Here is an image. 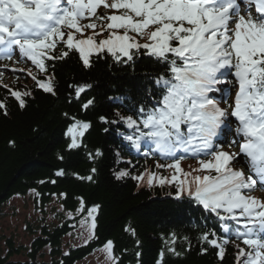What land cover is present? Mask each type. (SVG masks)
Listing matches in <instances>:
<instances>
[{
    "label": "snow or ice",
    "instance_id": "1",
    "mask_svg": "<svg viewBox=\"0 0 264 264\" xmlns=\"http://www.w3.org/2000/svg\"><path fill=\"white\" fill-rule=\"evenodd\" d=\"M101 8L103 13L98 12ZM88 30L91 33L85 35ZM17 51L44 74L38 78L28 71L36 86L52 96L57 87L46 62L65 60L70 54H78L87 69L107 57L119 65L134 64L138 54L161 66L163 72L152 78L154 87L148 89L151 106L141 104L134 115L118 112L119 121L99 119L122 121L133 130L125 136L133 147L139 149L142 140L150 142L162 158L172 161L157 165L174 170L170 179L155 173L132 179L146 180L148 186L154 181L172 184L178 200L215 214L225 222L223 230L242 241L246 247L238 246L236 264H264V199L253 195L264 192V0H0V59L12 60ZM230 82L237 88L231 104ZM70 87L79 100L92 85ZM9 91L21 109L27 107L31 91ZM94 103L88 99L81 107L87 111ZM0 110L8 115L5 100H0ZM69 119L67 149H86L91 122ZM234 123L235 135L228 142L225 133L233 131ZM225 144L238 146L239 152L225 150ZM184 154L203 158L185 172ZM102 155L99 149L88 152L90 159ZM238 157L247 173L235 167L241 163ZM76 175L94 180L93 175ZM126 176L123 170L116 174L117 179ZM80 203L78 211H84L83 198ZM99 208L87 209L89 238H94ZM215 235L205 232L201 239L218 249L222 260L229 239L210 238ZM103 251L117 264L113 241L108 240ZM168 251L181 255L174 247ZM163 256L161 252V260Z\"/></svg>",
    "mask_w": 264,
    "mask_h": 264
},
{
    "label": "trees",
    "instance_id": "2",
    "mask_svg": "<svg viewBox=\"0 0 264 264\" xmlns=\"http://www.w3.org/2000/svg\"><path fill=\"white\" fill-rule=\"evenodd\" d=\"M46 63L54 77L56 96L43 92L27 77L22 82L17 80L20 92L32 93L26 97L27 107L21 109L9 89L0 88V100H5L8 107V115L0 110V216L10 199L27 195L30 190H36V206L41 208L36 224L27 223L28 232L35 236L30 245L6 238L7 253L0 247V264H44L41 260L46 253L50 264H75L108 240L114 242L117 264H236L241 241L226 233L215 214L201 206L178 200L169 189L164 194L160 188L140 187L131 177L136 168L141 173L143 166L135 159L129 161L132 145L125 139L133 130L122 121L105 123L99 119L104 116L119 121L118 112L134 115L141 104L151 106L148 89L154 87L152 78L163 68L140 54L134 64L119 65L107 57L90 69L83 67L78 54ZM79 84L92 87L77 100L70 85ZM88 99L95 103L85 111L81 105ZM73 116L92 124L84 139L86 149H67L69 138L65 133ZM97 149L103 155L90 159L88 152ZM93 168L97 169L95 173ZM59 170L65 175L57 176ZM122 170L129 176L117 179L116 174ZM76 174L93 175L94 180L79 179ZM54 195L62 198L68 212L79 209L80 198L84 213L93 205L100 206L95 237L89 243L76 247L64 243L69 235L74 236V220L64 214L48 218L44 207ZM205 232H215L210 238L229 239L222 260L218 249L201 239ZM170 247L181 255L168 251Z\"/></svg>",
    "mask_w": 264,
    "mask_h": 264
},
{
    "label": "rangeland",
    "instance_id": "3",
    "mask_svg": "<svg viewBox=\"0 0 264 264\" xmlns=\"http://www.w3.org/2000/svg\"><path fill=\"white\" fill-rule=\"evenodd\" d=\"M109 12H112V10H109ZM91 33V30H88L85 35H88ZM106 36V35H105ZM22 68L27 70H36L35 66L28 63L23 62ZM172 161H168L166 163H155L154 165H150L146 168L144 173L142 175L152 174L155 173L157 177L163 176L167 178H171V176L174 174V170L164 167L159 168L157 165L164 164L167 165L171 163ZM198 167V161H191V160H181V168L187 172L191 171L192 168ZM140 186H148L146 183V180L139 181ZM168 186L171 188V195H174V186L172 184H164L160 185L158 182L154 181L153 185L151 187L157 188V187H165ZM157 193V191H154V194ZM161 193H164V191H161ZM175 196V195H174ZM60 205L57 203V200L54 199L52 202L47 206V215L50 220L54 219L56 216V211L60 210ZM82 211H71V214H81ZM97 215V213H96ZM39 218V210L37 209V206H35V193L31 192L27 194L26 196H16L13 197L8 201V203L5 205V207L2 209V216H0V247L3 251V253H7V247H6V238H14L17 243L30 245L31 240L34 239V235L28 232L27 225L29 223L36 224L37 220ZM82 221H86L85 223H82ZM90 218H88L87 215L80 216L78 222H77V230L78 233L77 238H73L72 236H69L67 239L64 240V243H66L67 246L71 245L73 247L78 246L77 244H83L88 242L91 238H89V225H90ZM28 223V224H27ZM17 260L23 259L22 256H15ZM44 264H50L51 260L47 253L42 257L41 260ZM75 264H112L111 261H109L106 258V254L103 251V248L99 249L95 254H92L90 257H88L85 260H81L76 262Z\"/></svg>",
    "mask_w": 264,
    "mask_h": 264
},
{
    "label": "bare ground",
    "instance_id": "4",
    "mask_svg": "<svg viewBox=\"0 0 264 264\" xmlns=\"http://www.w3.org/2000/svg\"><path fill=\"white\" fill-rule=\"evenodd\" d=\"M37 193V192H36Z\"/></svg>",
    "mask_w": 264,
    "mask_h": 264
}]
</instances>
